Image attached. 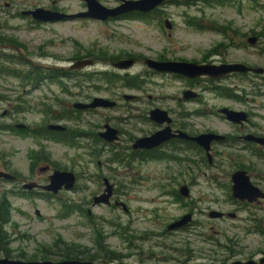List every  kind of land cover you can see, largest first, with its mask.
Returning <instances> with one entry per match:
<instances>
[{
    "label": "rangeland",
    "instance_id": "obj_1",
    "mask_svg": "<svg viewBox=\"0 0 264 264\" xmlns=\"http://www.w3.org/2000/svg\"><path fill=\"white\" fill-rule=\"evenodd\" d=\"M100 1L110 7L121 2ZM171 1L146 20L84 18L34 25L33 18L22 11L55 6L61 12L75 14L87 10L86 3L84 0H0V93L13 98L25 93L29 100L21 106L23 111L11 113L17 100L0 99V154L15 152L14 164L28 178L35 175L27 170L29 155L35 148H42L53 162L72 170L78 177L73 190L62 191L55 197L23 195L19 193L20 185L0 181V210L4 209L5 200L9 208V213L4 212L8 222L3 228L12 241L8 247L12 258L32 261L46 256L47 260L59 261L63 260L61 252L65 247L72 246L85 251L82 258L94 264H183L181 260H246L259 257L264 251V234L233 228V225L245 226L241 218L250 215L249 209L264 217V204L254 205L255 208L234 205L220 185L231 184L234 163H247L254 168L251 170L254 180L263 179L264 159L227 151L229 154L216 159L221 167L202 168V156L193 150L174 152L175 158L171 159L140 161L130 158L131 152L123 148L134 138L154 130L153 122L147 119L154 107L167 109L176 119L183 112L189 113L188 123L197 131L209 125L220 133L238 134L223 119L195 113L208 103L184 100L183 92L189 85L186 77L156 72L145 64V58L243 62L264 67V0H222V3L194 0L190 4L186 0ZM166 19L172 22L171 29L165 25ZM248 36L258 37V42L250 45ZM88 56L95 64L77 70L76 81L59 73ZM5 57L14 59L7 61ZM125 58H136L137 62L126 71L112 66V61ZM32 69L40 71V80L25 77ZM5 70L17 71L21 76ZM105 72L118 74L121 79L108 84L100 80ZM123 77L134 86H127ZM25 82L39 84L25 92L24 88H32V85L26 87ZM72 82L82 85L75 88ZM64 84L69 91L63 88ZM220 84L232 91L234 88L241 99L225 97L220 90H205L203 98L209 100L212 108L230 106L249 110L255 124L264 129V74L253 73L243 80L228 78ZM71 92L76 95L71 96ZM124 95H136L139 99L127 101ZM85 96H102L118 101L119 105L84 114L78 130L92 135H82L70 144L21 136L5 126L16 122L44 126L52 122L55 112ZM245 98L248 101H240ZM108 120L123 130L122 141L109 147L95 138ZM103 177L116 185L117 196L127 204L129 212L112 204L93 206V196L104 187ZM183 184L189 185L191 196L177 199ZM235 207L239 209L240 219L209 217L212 209L232 211ZM189 212L194 214V220L188 227L167 229L170 223ZM226 243L231 245L233 253L231 248L223 247ZM187 249L192 252L184 256ZM4 255L0 248V257Z\"/></svg>",
    "mask_w": 264,
    "mask_h": 264
},
{
    "label": "flooded vegetation",
    "instance_id": "obj_2",
    "mask_svg": "<svg viewBox=\"0 0 264 264\" xmlns=\"http://www.w3.org/2000/svg\"><path fill=\"white\" fill-rule=\"evenodd\" d=\"M168 1L169 0H167L166 3H168ZM172 1H174V0H172ZM159 8H157V9H159ZM50 9L58 10V8H56L55 6L51 7ZM157 9H155L151 12H147V13H141V12H139V13L149 15V14H153L154 11H156ZM135 13H137V12H132V13L123 15L120 19H124L126 17H134L133 15ZM134 18H136V17H134ZM139 19H141V18H139ZM113 20H116V19H113ZM32 23L34 25H39V24H42L44 22H39V21L32 19ZM211 26H213V25H211ZM213 27H215V26H213ZM250 37H252V36H248V38H247L248 43H249L248 39ZM134 59H135V64H136L137 59L136 58H134ZM157 60L166 61L168 59H166L164 57H160V58H157ZM189 62H194V61H189ZM197 63L220 65V64H224V63H235V62H216V61H211V60H209V61L203 60L202 62H197ZM246 65H248V64H246ZM249 66H251V65H249ZM36 70L37 69L30 70L29 72H27L25 74V77L28 80L33 81V80H36L39 76V78L37 80H40L41 76L38 74L40 72H37ZM77 70L78 69H72L70 67L69 68H63L62 74L65 75L66 78H70V79H73L74 81H76V79L78 78ZM253 73L254 72H244V73L233 72V73H230V74H228L225 77H222L220 79H215V78H212L209 76H201V77H197V78H187L186 77V80L188 81V84H189L188 89H192V90L199 93V97L191 98L188 100H196V101L201 102L203 104L208 103L203 110H201V109L197 110L195 113L199 114L201 116H213V117L223 119L224 121L228 122V126H230L233 130L237 131L238 134L220 133L216 129L211 128L209 125H207L206 128H204V130L197 131L196 129H193L191 127V125L188 123V119H189L188 116H190L189 113L183 112L181 114V117L176 119L169 112L173 118V121L171 123V127L173 129V132H177L178 130H181V131L188 133L191 136H197V135L204 134V133H215V134H219V135L224 136L223 139L214 140L211 143V151L210 152L213 156L212 161H210L205 147L201 146L200 144H198L196 141H194L192 139H184V138H180V137H175V138L163 143L161 146L156 147L154 149H134L133 143L135 142V140H137L138 138L143 137V136L151 135V134L155 133L156 131H159V130L165 128V126H167L166 123H158V122L151 119L150 111L152 109L157 108V107L152 108L149 111V116L147 117V119H149L151 122H153V124L155 126L154 130L151 131L150 133L146 134V135H142V136H139L137 138H134L130 142V144H127L123 148L128 149L131 152L130 154H132L134 156V159L140 160V161L149 160V159H154V160L155 159H157V160L167 159V158L171 159V158H175L174 152L178 153V152L193 150L195 153L202 156V158H201V161H202L201 167L202 168L221 167V164L216 162V159L218 158V156H221L223 154H229V153H227V151H231L232 153H234V154L230 153L232 155L253 154V155H258L260 158L264 159V144L259 143L253 139L246 138L248 135L264 137V129H260L255 124V122L253 120V118H254L253 114L249 110L236 109V108H233L230 106H220L218 108L213 109L209 103V100L204 99L203 95H202L203 92H205V90H211V89L226 90L228 92L229 91L232 92V90L229 89V87L222 86L220 83L222 81H224L225 79H228V78H235V79L240 78V80L248 79ZM258 75H262V74H258ZM72 83H73L72 85L75 88H77V86H79V85H82V84H79L77 82H72ZM38 84H35L32 82H25L24 85L26 87H30L32 85V88L31 87L30 88H24V91L27 92V91H31L32 89H36L38 87L37 86ZM208 84H209V86H208ZM137 87H139V86H137ZM63 88L66 89L67 91H69L66 84L63 85ZM233 91L235 92L234 88H233ZM70 94H71V96L76 95V93H73V92H71ZM79 94H81V93H79ZM223 96L229 97L226 95H223ZM89 97L90 96H85L84 98H80L79 100H74V102H71V104L69 102V104L65 105V109L63 111L61 110L58 113L57 112L54 113L55 115H54V119L52 120V122H49L48 124H46L44 126H41V127L30 126L28 123H25V122H21V123L16 122L14 124H12V123L11 124H5V126L7 128H9L10 130L14 131L16 134L21 135V136H36L37 138L41 137L42 139H45L46 141H59V142H65V143L70 144L73 141H75L78 137H82V135H87V136L92 135V132L89 133V132H83V131L78 130L79 129L78 127L80 125L79 123H80V120H83L82 116L84 114L94 112L95 110H99V108L79 109V108L75 107V104L78 102L88 103V102H91L95 98V97L94 98H89ZM138 97L139 96L135 95V98H133V99L128 100L126 97H125V99L127 101L138 100L139 99ZM229 98H236V97H229ZM238 98L241 99V97H238ZM0 99H2V100H17V101H14L17 104L14 105V107L11 109V113L16 111V110L17 111H23L22 107L26 104L27 101H29L26 98L25 93L18 95L15 98H13V96L6 97L2 93H0ZM246 99L247 98L240 100V101L242 102V101H245ZM188 100H186V101H188ZM235 100H237V99H235ZM114 101L116 102V105L113 108H115L119 105L118 101H116V100H114ZM246 101H248V100H246ZM60 105H61V103H60ZM224 107H228V108L234 109L236 111H245L247 113V120L242 121V122H238V123L228 120L226 115L220 113V109L224 108ZM105 109H111V108H105ZM165 110H167V109H165ZM46 111H47V113H50V110L48 108H46ZM6 114H7V111L5 112V115ZM14 120H22V119H14ZM50 124L62 125L65 127V129H53V128L49 127ZM106 124H110L111 126L117 128L119 130L120 139L118 141L109 142L100 136L99 133L104 129ZM113 124L109 120L106 121L105 124H103L100 127V130H98L97 133L95 134V138H97V140L99 142H101L104 146L105 145L108 147L110 145L115 146L116 144L120 143L123 139V130L121 128H119L118 126H115ZM21 125H24V126H21ZM14 128H15V130H14ZM169 152H173V154H169ZM130 154H129V157H130ZM145 154H149V156L142 158L143 155H145ZM157 154H163V155L160 157H157L158 156ZM152 155H157V156L153 157ZM14 159H15V152H9V153L2 152V154H0V171L9 172L15 176L14 178H11V179H7L5 177H0V181H8L12 185H15V186L20 185L21 186V190L19 191L20 194L31 195V196L47 195L49 197H55V196H58L59 193L62 191H70V190H66V189H61L57 194H55L54 192L49 191V190L44 188V186H46L49 183V181H50L49 176L51 175V173L54 170H68V169L61 168L56 162H53L49 156V153L45 152L44 149L35 148L34 150H32L31 154L29 155V160H30L29 166L30 167L27 170L32 172L33 174H35L33 177L27 178L23 173H21L20 172L21 168L16 167V165L14 164ZM236 164L237 163H234L233 165H231L234 167V170L232 171L231 176H230L231 184H226L225 186H223V184L220 183L221 187L225 188L227 191L226 197L228 198V200L234 205H237V204H239L240 206L246 205L249 208H253V207L255 208L254 205L264 204V196H260L254 201H249L248 199H240V198H237L234 196L232 176L234 175L235 172H237L239 170H245L247 172V174L249 175L252 184L254 186L258 187L264 194V176L262 177L263 179H259L256 182L254 180V174L251 171V170H254V168H252V166L247 165V163H242V164H238V165H236ZM69 171H72V170H69ZM46 173L48 174L47 176H46ZM36 174H37V176L42 175V176H46V177L45 178L35 177ZM76 176H77V174H76ZM105 178H108V177H103V186L104 187H103L102 191H100L99 193H97L93 196V202H94V198L96 196H99V195L104 193V191L106 189V185L104 182ZM77 180H78V177H77ZM110 182L113 183L111 180H110ZM32 184H35V185H32ZM113 185H114V195L110 199L111 202L109 204H105V203H101V204H105V205H111L112 204L115 207H121L124 210V208L122 206L116 205L117 202H124V201H122L118 198L116 185L114 183H113ZM184 185H187L189 187L188 184H183L182 186H184ZM75 187H76V185H75ZM181 187H180V189H181ZM180 189H179V192H177V194H176V198L178 197L177 199H179L180 196L185 197L181 193ZM13 190L17 191V188H15V189L13 188ZM189 191H190V196H191L190 187H189ZM6 195H8V194H6ZM189 197H186V198H189ZM97 205H100V204H97ZM93 206H96V205L93 204ZM235 209L236 210H232V211H225V210L220 211V210L212 209L209 211V217L211 219H216V220H225L228 218L234 219V220L240 219V215L238 213L239 209L237 207H235ZM129 211H130V208H129ZM212 211L221 212V213H223V216L211 217L210 213ZM248 212H249L248 214H250L248 217H242L241 218V220L245 223V226L233 225V228L242 229L246 233H254L255 232V233L264 234V217L258 216L251 209H249ZM189 213L192 214V220L187 225H185L179 229H175V230H181L183 228L185 229L186 227H188L193 222L194 214L192 212H189ZM189 213H187V214H189ZM184 215H186V214H184ZM167 229H168V227H167ZM4 234H5V236L3 237L4 239H1L0 243L2 244L1 250L5 252V255L3 257H0V258L5 257V258L14 259L11 257V253H10L11 250L8 248L9 245L12 244V241L10 240V236L6 231H4ZM233 243L235 245L237 244V242L235 240L233 241ZM224 245L225 246H223V247H225L227 250H229L231 248V250H230L231 253L234 252L232 247H230L231 245H228V243H226ZM4 248H6V249H4ZM185 251L187 253L183 252L184 256H187V255L191 254V252H192L191 249H187ZM262 258H264V251H262V253L259 254V257L252 256L251 258H248L246 260L227 261L228 259H221V260L211 259V260H205V261H196V260L188 261V262H185V260L184 261L181 260V261L183 262V264H220V263L232 264L235 261H247V260H251V259L259 262ZM42 260H44V259H42Z\"/></svg>",
    "mask_w": 264,
    "mask_h": 264
},
{
    "label": "water",
    "instance_id": "obj_3",
    "mask_svg": "<svg viewBox=\"0 0 264 264\" xmlns=\"http://www.w3.org/2000/svg\"><path fill=\"white\" fill-rule=\"evenodd\" d=\"M167 0H121L116 6H106L100 0H84L86 3L87 10L69 14L66 12H61L59 10H53L50 8L36 7L34 9H28L22 11L25 16H31L34 20L44 23L57 22L69 19H97L100 21H109L113 19H120L123 15L132 12L147 13L151 12L166 3ZM165 25L171 29L173 27L172 22L167 19L165 20ZM251 45H255L258 41V37L252 36L248 39ZM95 64V60L90 57L79 59L72 63L70 68L82 70L87 67H91ZM112 66L120 71H126L131 69L135 65L134 58H125L117 61L111 62ZM145 64L152 70L157 72H168L173 74H178L187 78H197L201 76H209L215 79H220L226 75L233 72H254L256 74H263V67L249 66L242 62L235 63H224L220 65L216 64H199L197 62L189 61H175L166 60L161 61L153 58H145ZM125 97L130 100L135 98V95H125ZM199 97V93L192 90L186 89L183 92L184 100ZM116 105L114 100L97 96L91 102L83 103L78 102L75 104L76 108L79 109H92V108H113ZM220 113L226 115L228 120L233 122H242L247 120V113L245 111H236L234 109L224 107L220 109ZM150 117L152 120L158 123H166L165 128L156 131L155 133L143 136L135 140L133 143L134 149H154L161 146L163 143L175 138L180 137L184 139H192L196 141L201 146L205 147L207 155L212 161L211 154V143L214 140L223 139V135L215 133H204L197 136H191L188 133L178 130L173 132L171 123L173 121L172 116L169 111L157 107L150 111ZM24 126V125H21ZM50 128L53 129H65L62 125L50 124ZM101 137L109 142H115L120 139L119 130L110 124H106L104 129L99 133ZM246 138L253 139L259 143L264 144V137L248 135ZM0 177H5L7 179L14 178L15 176L9 172L0 171ZM233 179V193L234 196L240 199H248L249 201H254L260 196H264L263 192L256 186H254L250 180L249 175L245 170H239L232 176ZM49 183L44 186L45 189L57 194L61 189L72 190L77 182V176L73 171L69 170H54L49 176ZM106 189L103 194L96 196L94 198V205L105 203L109 204L111 202V197L114 195V185L110 182L108 178L104 179ZM35 185V184H32ZM181 193L185 197L190 196L189 187L184 185L180 189ZM116 205H120L124 208L126 212L129 208L125 202H117ZM211 217H221L223 213L218 211H212L210 213ZM192 220V214H186L179 220L171 223L168 226L169 230L179 229L187 225ZM0 264H94L90 260H80V259H64L59 261L52 260H17L10 258H0ZM227 264V263H220ZM232 264H264V258L259 262L256 260L247 261H235Z\"/></svg>",
    "mask_w": 264,
    "mask_h": 264
},
{
    "label": "trees",
    "instance_id": "obj_4",
    "mask_svg": "<svg viewBox=\"0 0 264 264\" xmlns=\"http://www.w3.org/2000/svg\"><path fill=\"white\" fill-rule=\"evenodd\" d=\"M176 1V0H175ZM172 2V1H171ZM177 2V1H176ZM193 2V0H186V3H188V4H190V3H192ZM217 2H221L222 3V0H217ZM159 11V9H157L156 11H154V13H156V12H158ZM151 14H141V13H139V12H137V13H135L133 16L134 17H136L137 19H139V18H141V19H148L149 18V16H150ZM200 26H201V24H200ZM11 57H13V56H11ZM88 57H91V56H88ZM5 59L7 60V61H13V59L14 58H9V57H5ZM6 71V70H5ZM6 72H11V71H6ZM40 72V71H39ZM11 73H13V75H15V76H21V74L20 73H18L17 71H13V72H11ZM59 73H63L62 72V70L59 72ZM5 74V73H4ZM40 76H41V73H38ZM56 75H57V73H55ZM103 74V77L100 79V80H102V81H104V82H106V83H108V84H113V83H115L116 81H118L119 79H121L120 77H119V75L118 74H115V73H111V72H105V73H102ZM65 76V75H64ZM88 76V78L89 79H93V75L92 74H88L87 75ZM38 78H39V76H38ZM37 78V79H38ZM124 78V77H123ZM36 79V80H37ZM124 80L126 81V83H127V86H130V87H133L134 86V84L131 82V80L130 79H128V78H124ZM220 92L223 94V95H226V96H229V97H236V98H238L239 96H238V94L236 93V92H234V91H226V90H220ZM119 154L120 153H116L115 154V156H119ZM158 155V156H157ZM157 155H152L153 157H155V156H157V157H160V156H162L163 154H157ZM146 156H149V154H145V155H143V157L142 158H145ZM130 157L132 158V159H134V156L132 155V154H130ZM121 158H117V160H119V161H121L120 160ZM3 207H4V209H3ZM2 209L3 210H0V241H1V239H4L3 237L5 236V234H4V228H3V225H5L7 222H8V217L5 215V213H9L8 212V210H9V208H8V206H7V201H5L4 203H2ZM5 212V213H4ZM0 248H2V244L0 243ZM4 249H6V248H4ZM76 248H74V247H72V246H70V247H65V249L63 250V252H61V256H62V259L64 260V259H80V260H86L85 258H82V256L81 255H85V251H83V252H81V250H75ZM44 259H46L47 257L46 256H44L43 257Z\"/></svg>",
    "mask_w": 264,
    "mask_h": 264
}]
</instances>
